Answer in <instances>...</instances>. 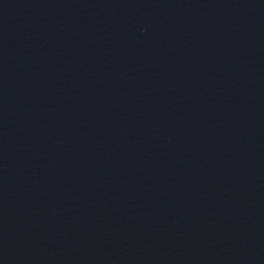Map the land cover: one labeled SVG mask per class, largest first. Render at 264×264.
I'll use <instances>...</instances> for the list:
<instances>
[{
	"label": "water",
	"instance_id": "water-1",
	"mask_svg": "<svg viewBox=\"0 0 264 264\" xmlns=\"http://www.w3.org/2000/svg\"><path fill=\"white\" fill-rule=\"evenodd\" d=\"M0 264H264V0H0Z\"/></svg>",
	"mask_w": 264,
	"mask_h": 264
}]
</instances>
